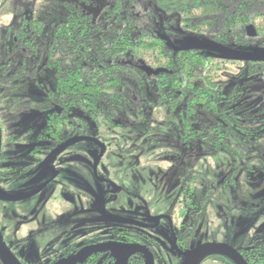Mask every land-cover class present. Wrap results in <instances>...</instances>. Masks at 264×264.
Here are the masks:
<instances>
[{"label": "trees", "instance_id": "obj_1", "mask_svg": "<svg viewBox=\"0 0 264 264\" xmlns=\"http://www.w3.org/2000/svg\"><path fill=\"white\" fill-rule=\"evenodd\" d=\"M9 16L12 24L0 25V74H29L34 61L52 71L57 82L49 98L56 89L63 113L77 112L84 124L111 123L112 109L128 110L137 90L154 98V116L178 119V138L183 132L196 139L203 120L204 132L221 142L228 132L216 116L235 123L243 137L247 124L264 123L258 111L246 109L264 105V92L249 85L264 82V63L242 62L234 72V64L217 67L205 51L175 52L161 37H179L181 29L234 48L264 47V0H3L0 17ZM249 26L255 37L247 35ZM254 99L259 103L247 106ZM235 139L242 140L236 131ZM219 145L211 149H232ZM186 185L193 194L194 185Z\"/></svg>", "mask_w": 264, "mask_h": 264}, {"label": "rangeland", "instance_id": "obj_2", "mask_svg": "<svg viewBox=\"0 0 264 264\" xmlns=\"http://www.w3.org/2000/svg\"><path fill=\"white\" fill-rule=\"evenodd\" d=\"M11 20L10 16L0 17V25L12 24ZM20 60L19 56L15 57V61L20 63ZM215 64L224 65L222 61ZM37 66L34 61L27 70L29 74L9 84L10 89L24 93L31 90L43 96L41 91L50 89L54 76L52 71ZM240 66L237 62L230 70L235 72ZM248 67L247 71L253 68ZM25 76L29 78L24 79ZM249 85L264 92V82ZM34 96L27 94L28 98H23L28 110L21 119L25 127L32 129L22 135L27 141L34 139L35 123L40 120L36 115L37 106L43 102ZM131 102L134 104L128 110L119 109L115 113L119 127L102 124L98 129L89 130L90 137L102 141L103 145L80 141L60 155L59 179L63 186L70 184L68 190H62L71 197L73 207L64 200L62 190L51 191V196L42 193L20 205L0 202V232L9 250L7 257L0 250V264L56 262L75 245L105 237L109 230L120 226L112 219L121 215L149 223L151 227L143 232L148 233L157 246L156 251H161L166 264H170L177 257L167 252L172 243V230L166 216L170 211H180L179 196L188 180L195 185V198L203 208V215L177 230L186 246H195L210 238L237 245L247 236L264 233V146L230 142L232 149H219L214 154L203 146L200 152L204 155L195 157L190 148L163 145L164 137L177 140L174 127L166 124H178V119L167 120L163 113L154 116L153 97L137 90ZM258 103L254 99L247 106ZM258 112L264 116V108ZM82 125L73 122L66 126L64 137L81 136L85 133ZM96 158L100 163L95 172ZM39 175L38 167H30L13 184L12 190L25 191L37 186L35 180ZM133 232L141 231L134 228Z\"/></svg>", "mask_w": 264, "mask_h": 264}, {"label": "flooded vegetation", "instance_id": "obj_3", "mask_svg": "<svg viewBox=\"0 0 264 264\" xmlns=\"http://www.w3.org/2000/svg\"><path fill=\"white\" fill-rule=\"evenodd\" d=\"M183 35H179V37L173 38L178 39L182 38ZM254 46V45H252ZM249 47V46H247ZM217 61H222L224 64H234L241 63L240 61H228L222 60L220 58H216ZM21 75H13V76H0V189L3 191L18 195L23 193H36L34 196L43 195L48 196L51 194L50 192H56V190L66 189L68 190L71 186L70 184L63 186V182L59 179L61 171L59 169L58 160H60V155L67 152L72 145H69L66 148L63 146L69 142L70 140L77 138H65V128L66 126H71L73 122L82 123V121H75L74 111H65L60 108L58 103V96L56 94V89L52 92L53 99L49 98V90L41 91L42 94L30 92H17L12 91L10 89L9 84L14 82L15 80L21 79ZM29 78L25 76L24 79ZM57 78H54L53 83L50 88H56ZM42 83V82H41ZM27 94L34 97L39 98L41 101L37 106L36 115L40 120L36 121V129L34 132V139L27 141L25 137H22L23 134H27L32 129L25 127L23 120L21 119V115H23L27 110L28 106L25 104L23 98H28ZM44 106H41V104ZM40 106V107H39ZM264 105L261 108H246L251 111H263ZM240 109V108H239ZM111 123L105 121L102 123L98 121L97 123L93 121H89L87 124L82 123L85 133L78 137H89L91 140L97 143L98 145H103L102 141H96L94 138L90 137L91 133L89 130L98 129L99 125L108 127H119L120 123L115 118V113L119 110V108L112 109ZM122 110V109H121ZM233 110H235L233 108ZM123 111V110H122ZM234 112V111H233ZM66 113V114H65ZM76 114V112H75ZM103 118L107 119L110 113H103ZM251 115V114H250ZM67 119L62 124L63 129L60 133V118ZM264 117V116H263ZM165 118V117H164ZM110 119V118H108ZM167 120H172L171 118H165ZM203 119V118H202ZM233 118L231 117V120ZM254 117H251L250 120H253ZM90 120V119H89ZM203 121V120H202ZM199 124V135L196 139H186V136L180 135V138L177 140H169L164 137L166 141H164L163 145H174L175 147H184L185 149L190 148L191 154L195 157L203 156L200 152V148L205 146L208 148L210 153H215L214 149L211 147L220 146V143H224L225 145L232 146L230 142H234L236 144H246L248 146H264V123L259 122V124H247L245 137L241 135L240 132L236 130L235 123H223V120L220 116H216V121L221 122V126H223V131H227L225 134L226 138L222 139L221 142L216 141L215 133L204 132V124L203 122ZM263 123V124H261ZM217 124V123H216ZM212 122L210 125L214 126V128H219V125H216ZM171 128L174 127L175 137H177L176 131H178L177 123L168 124ZM177 126V127H176ZM24 127V128H23ZM176 127V129H175ZM224 127H228L224 129ZM210 129V128H207ZM182 128L180 129L181 133ZM170 131V130H169ZM235 131L239 134L240 138L237 142L235 139ZM90 135H89V133ZM211 135V137H210ZM76 144V143H75ZM218 150V149H217ZM224 150V149H222ZM228 151V150H225ZM208 153V152H207ZM205 153V154H207ZM95 161V160H94ZM97 165H95V172L99 167V159L96 158ZM38 167L40 170V175L36 178L37 186H30L25 191H15L13 189V184L21 180L25 173H27L30 169ZM187 184V183H186ZM184 185L181 194L179 196V207L180 211L177 213L169 212L168 217L171 230H172V243H170L167 248V252L171 254L173 257L176 256V260L171 262L170 264H185L187 255L195 250L198 247L204 246L206 244H223L231 249H234L240 257L247 264H264V233L257 235L247 236L246 239L237 245H233L230 242L225 241L224 239L210 238L209 240H201L195 246H186L185 242L178 235V229L182 230L187 224L192 223L196 220L197 217L203 215V208L199 204V202L195 198V185H194V193L188 194L187 185ZM65 187V188H64ZM62 190V191H63ZM53 192L51 195H53ZM49 195V196H51ZM32 196L31 198H33ZM55 198V201L59 199ZM63 198L66 201H69L70 207H73L72 199L63 191ZM30 199V198H29ZM49 199V198H48ZM22 201H4L0 200V202L8 203V204H16ZM122 216V215H121ZM115 216L112 221L116 222L118 225L117 228L111 229L107 232L105 237H97L92 240H88L86 243L75 245L71 248L67 253H65L61 259L56 262H52L51 264H57L61 261L69 259L70 257H75L81 252H88L90 250V254L85 258L84 261H78L74 264H119V259L112 256L110 251H103L100 248L106 243H114V244H135L144 247L147 249L153 256L154 264H166L163 254L161 251H156L157 246L153 244V241L148 237L147 232H143L146 229H149L151 225L147 222L140 221L139 219H129L128 217ZM174 216L176 219H174ZM111 219V217H110ZM34 222V220H33ZM31 220V224H33ZM177 223V224H176ZM264 224V222H263ZM262 224V225H263ZM138 229L141 232L138 234L133 232V229ZM1 233V232H0ZM3 241L5 243L3 235H1ZM6 245V243H5ZM7 248V246H6ZM1 250V248H0ZM1 252H3L1 250ZM7 255L3 253L5 257L9 256V250L7 249ZM122 264V263H120ZM128 264H148L147 256L145 253L137 252L130 259ZM195 264H239L238 261L225 252L220 251H209L204 252L201 256L198 257Z\"/></svg>", "mask_w": 264, "mask_h": 264}, {"label": "water", "instance_id": "obj_4", "mask_svg": "<svg viewBox=\"0 0 264 264\" xmlns=\"http://www.w3.org/2000/svg\"><path fill=\"white\" fill-rule=\"evenodd\" d=\"M183 37L178 39H171L166 34H161L163 40L166 41L167 45L173 49L175 52H184V51H205L209 55L214 56L216 58H220L222 60L228 61H240V62H252V63H264V47L260 45H254L244 48H234L227 45H223L218 43L207 37H199L195 35H184V32L179 29ZM247 35L249 37H255L257 35L256 30L253 26L247 27ZM145 71L149 74L152 73L151 69L148 67H144ZM91 140L89 137H77L69 142H67L63 148L68 147L71 144L78 143L80 141ZM36 193H23L18 195L9 194L2 189H0V200L4 201H22L27 200L34 196ZM0 233V248L5 255L7 252L6 245L3 241V238ZM100 250L110 251L112 256L119 259V264H128L129 259L137 252L145 253L147 256L148 264H154L152 254L144 247L135 244H114V243H106L104 244ZM209 251H220L225 252L235 258L239 264H247L240 255L223 244H206L204 246L198 247L195 250L191 251L187 255V259L185 264H195L198 257L201 256L204 252ZM90 250L88 252H81L75 257H70L64 261H61L57 264H74L78 261H84L85 258L90 254Z\"/></svg>", "mask_w": 264, "mask_h": 264}, {"label": "built area", "instance_id": "obj_5", "mask_svg": "<svg viewBox=\"0 0 264 264\" xmlns=\"http://www.w3.org/2000/svg\"><path fill=\"white\" fill-rule=\"evenodd\" d=\"M2 4H3V0H0V7L2 6Z\"/></svg>", "mask_w": 264, "mask_h": 264}]
</instances>
